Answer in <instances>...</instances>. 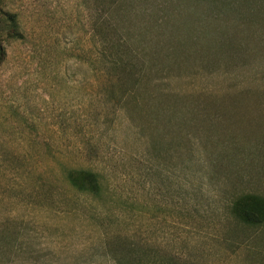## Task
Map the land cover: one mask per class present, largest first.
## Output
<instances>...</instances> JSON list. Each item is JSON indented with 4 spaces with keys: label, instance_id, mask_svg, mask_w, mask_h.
<instances>
[{
    "label": "rangeland",
    "instance_id": "374dc122",
    "mask_svg": "<svg viewBox=\"0 0 264 264\" xmlns=\"http://www.w3.org/2000/svg\"><path fill=\"white\" fill-rule=\"evenodd\" d=\"M0 264H264V0H0Z\"/></svg>",
    "mask_w": 264,
    "mask_h": 264
},
{
    "label": "trees",
    "instance_id": "16d2710c",
    "mask_svg": "<svg viewBox=\"0 0 264 264\" xmlns=\"http://www.w3.org/2000/svg\"><path fill=\"white\" fill-rule=\"evenodd\" d=\"M17 33V32H16ZM111 57L107 64V83L106 91L111 101L126 106L128 97H132L139 89L140 67L137 53L126 43L111 41ZM129 81L131 85H129ZM117 89L120 94H117ZM98 174L89 170H71L69 173L70 181L82 191L94 192L100 187ZM259 196L246 195L238 198L234 203L235 210L240 213L242 220L246 223L256 224L259 221L256 211L257 203H261Z\"/></svg>",
    "mask_w": 264,
    "mask_h": 264
}]
</instances>
